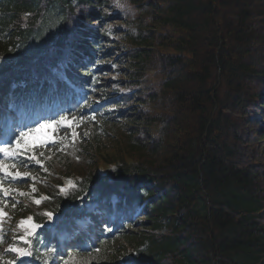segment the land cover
<instances>
[{"label": "trees", "instance_id": "trees-1", "mask_svg": "<svg viewBox=\"0 0 264 264\" xmlns=\"http://www.w3.org/2000/svg\"><path fill=\"white\" fill-rule=\"evenodd\" d=\"M120 3L0 0V105L39 83L65 90L76 68L87 90L127 71L118 110L99 106L126 120L124 153L91 147L89 177L44 192L32 216L52 229L18 264L48 249V264H264V0ZM118 23L130 45L104 35Z\"/></svg>", "mask_w": 264, "mask_h": 264}, {"label": "rangeland", "instance_id": "rangeland-1", "mask_svg": "<svg viewBox=\"0 0 264 264\" xmlns=\"http://www.w3.org/2000/svg\"><path fill=\"white\" fill-rule=\"evenodd\" d=\"M124 26L125 25L120 24L117 28H114V25H106L103 28L104 35L109 38L113 46L121 47L123 44H131L130 41L127 40V32L123 31ZM124 68L125 67H123L121 64H115L111 72L102 75V83L104 85L103 88L98 91L99 94L101 92H105L106 94L111 95L117 90H122V81L125 80L124 75L126 74ZM93 98L97 102H99L101 99L99 95L96 94L93 95ZM84 106L80 110L75 111L70 115H62L61 117H67L69 121L81 116L90 117L91 115L87 111L82 112L84 110ZM60 118H57L53 121H59ZM101 119L103 120V118L96 116L95 121L85 120V122L81 124L80 127L76 128V131L80 133V135L77 137L74 143L71 142L70 138L64 140L66 147L63 151L57 150L59 145L38 149L36 152L37 156H39L40 152L44 153V156L41 157V159H43L45 167H47V172H44L40 166L35 164H31L28 167L18 168L20 172L31 173V176L36 178L35 194H37V191H47V188H53L55 185L61 183L63 177L69 173L88 175L93 166L92 153L90 150L93 145L95 147L98 145L101 146L102 151L97 153L98 159L101 157V153L108 154L110 156L122 155L124 153L123 148L125 147V141H123L121 137L127 136V131L125 132L123 121L112 122L106 120L101 121ZM47 122L51 121H45L43 123ZM36 127L29 128L34 129ZM52 129L54 131H58V134L61 137H70V130L67 128L56 129L53 125ZM43 131L47 132L49 129L46 128ZM84 133H88V135L85 136ZM96 140L97 142H95ZM77 157L79 158L77 159ZM4 186L10 189L19 190L20 192L28 193V195L19 196L15 193L10 194L11 198L7 201L9 206L5 209L8 212L10 219L5 220L4 222V238L2 241H0V255H6L7 249L13 243V238L21 232V229L17 227V222H19L18 220H20L23 216L25 217L29 212L40 211L45 204L44 200L40 205H36L33 202V181L30 178H25L20 181L5 182ZM16 200L20 201V203L17 204L16 209L13 210L11 208V204ZM93 206L94 205L91 204L89 205V208ZM138 229H140V227H138ZM129 242V240H126L123 238V236H120L117 239L115 245L125 244L129 248L131 247ZM134 243L137 245V247H139L138 243Z\"/></svg>", "mask_w": 264, "mask_h": 264}, {"label": "snow or ice", "instance_id": "snow-or-ice-1", "mask_svg": "<svg viewBox=\"0 0 264 264\" xmlns=\"http://www.w3.org/2000/svg\"><path fill=\"white\" fill-rule=\"evenodd\" d=\"M116 7L123 8L124 4L120 3V0H116ZM96 116L92 114L90 117L81 116L79 118H74L69 121L67 117H61L59 121H51L47 123L36 122L39 126L36 128H28L27 125H22V128H28V130H20L18 132L13 131L11 134L0 137V241L3 240L4 232V222L10 219L8 212L5 210L9 205L7 201L11 198L12 193L19 196H27L28 193L20 192L16 189H10L5 187V182L20 181L25 178H30L33 181V202L36 205H40L43 200L49 199V197H39L36 198L34 195L36 192L35 181L36 178L31 176V173L20 172L19 167H28L31 164H35L41 167L44 172H47V167H45L43 159V152H40L37 156L36 152L40 148H49L50 146L59 145L58 151H63L66 147L64 144L65 139L71 140L74 143L77 137L80 135L76 131V128L80 127L85 120L95 121ZM56 129L67 128L70 130V137H61L58 131H54L52 126ZM48 128L49 131L44 132L43 130ZM85 136L88 133H84ZM79 157H77L78 159ZM69 186H74L69 182ZM60 191H66L64 186H60ZM20 201L16 200L11 204L13 210L16 209L17 204ZM42 215L52 217L51 212H45ZM17 227L23 231V234H19L13 238V243L7 249L8 252L13 253L16 257L23 259L24 257L33 256V238L38 234V230L43 227L41 224L35 222L34 216L22 217ZM99 252V249H96ZM55 249H48L41 259L44 264H48V258L50 256H55ZM8 264H17L15 259L8 262ZM62 264H70V261L65 260ZM128 264H138L134 256L129 255Z\"/></svg>", "mask_w": 264, "mask_h": 264}]
</instances>
